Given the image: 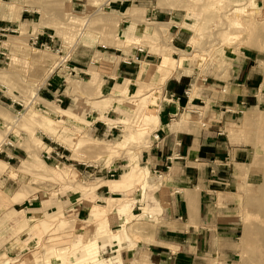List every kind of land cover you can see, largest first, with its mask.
Listing matches in <instances>:
<instances>
[{"label":"rangeland","instance_id":"374dc122","mask_svg":"<svg viewBox=\"0 0 264 264\" xmlns=\"http://www.w3.org/2000/svg\"><path fill=\"white\" fill-rule=\"evenodd\" d=\"M147 6L186 13L178 25L189 38L183 52L168 46H172L169 40L176 30L170 29L171 24L159 25L153 33L149 30ZM117 8L121 13L138 9V19L132 23L143 28V36L134 46L155 58L142 67L147 78L138 84V91L129 95L85 93L88 83L76 85L67 77L65 85L71 87L67 94L82 97L88 111H72L63 104L60 108L68 111L60 110L54 102L41 99L50 76L69 64L75 53L86 51V58L94 63L95 78L122 60L120 53L108 50H126L132 45L116 38ZM43 33L51 36L50 43L35 40ZM246 48L257 53L264 74V0H0V151L7 147L27 153L10 167L0 153V181L8 178L0 187V203L10 205L36 196L47 202L42 214L34 211L14 236L0 240V264H96L99 238L116 233L110 230L115 208L126 213L128 203L121 199L110 202L113 198H109L105 207L90 204V219L70 221L59 205L57 211L52 207L54 202L69 193L92 200L89 194H94L100 186L97 181L103 180L122 179L111 183L124 182L123 190L131 188V192L137 184L144 189L147 175L139 156L154 129L162 95L160 75L180 67L182 60L206 62ZM104 51L115 55L113 63L104 59ZM115 106L128 113L115 121L91 113L92 109L106 112ZM96 120H105L111 127L118 125L119 130L107 137L93 130ZM49 146L57 147L63 156L60 162L51 157ZM129 218V222L135 219L133 215ZM254 225L264 230V222ZM25 229H30L29 235L20 248L16 240ZM12 245L18 249H10Z\"/></svg>","mask_w":264,"mask_h":264},{"label":"crops","instance_id":"0c3cea01","mask_svg":"<svg viewBox=\"0 0 264 264\" xmlns=\"http://www.w3.org/2000/svg\"><path fill=\"white\" fill-rule=\"evenodd\" d=\"M145 10L149 30L153 33L159 25L171 24L170 29L176 30L169 40L173 47L168 46L183 52L189 38L178 25L186 13L150 6ZM114 12L115 24L119 21L117 40L132 44L126 50L108 47L120 53L122 60L101 72L100 79L93 77L94 63L86 58V51L75 53L69 64L50 76L41 99L54 102L60 110H65L60 108L63 104L72 111H88L82 97L67 94L71 90L65 85L67 77L76 85L88 83L85 93L129 95L138 91V84L147 78L142 67L155 58L150 52L136 50L143 36V28L132 23L138 19V9L121 13L117 8ZM38 40L50 43L44 33ZM251 49L206 62L182 60L180 67L160 75L162 95L154 129L139 156L147 175L144 189L137 184L131 192V188L123 190L124 182L111 183L122 179L103 180L89 194L92 200L69 193L54 202L52 207L57 211L59 205L70 221L90 219V204L105 207L109 198H113L110 202L121 199L128 203L126 213L115 208L110 230L116 233L99 238L96 264H264V230L253 226L264 222V74L259 56ZM102 55L113 63L114 54L104 51ZM91 113L115 121L128 111L115 106L106 112L92 109ZM92 123L94 131L107 137L120 127L108 126L105 120ZM48 148L51 157L60 162L63 156L57 147ZM0 153L10 167L26 152L6 147ZM7 179L0 181L1 188ZM28 199L0 203L1 241L14 236L34 211L44 212L47 202L39 196ZM130 215L135 219L129 222ZM30 229L16 240L20 248ZM16 246L10 249H18ZM77 254L79 257L80 252Z\"/></svg>","mask_w":264,"mask_h":264},{"label":"built area","instance_id":"2783aa9c","mask_svg":"<svg viewBox=\"0 0 264 264\" xmlns=\"http://www.w3.org/2000/svg\"><path fill=\"white\" fill-rule=\"evenodd\" d=\"M48 38L51 39V36L48 35ZM36 39H38V38L36 37L35 40H36ZM50 41H51V40H50ZM32 45H33V46L36 45V41L32 42ZM40 46H41V47H44V48H48V47H47L48 45H45V44H40ZM136 50H137L138 52H141V51H142L139 47L136 48ZM199 116H200V115H199ZM155 137H156V136H155ZM108 173H109V172H108ZM110 176H113V175L111 174Z\"/></svg>","mask_w":264,"mask_h":264},{"label":"bare ground","instance_id":"6f19581e","mask_svg":"<svg viewBox=\"0 0 264 264\" xmlns=\"http://www.w3.org/2000/svg\"><path fill=\"white\" fill-rule=\"evenodd\" d=\"M125 223V222H124ZM84 241H82V243H83ZM81 246V245H80Z\"/></svg>","mask_w":264,"mask_h":264}]
</instances>
